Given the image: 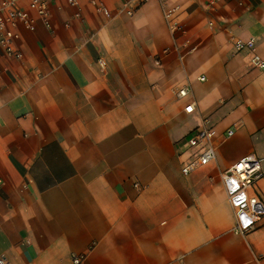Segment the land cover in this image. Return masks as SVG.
<instances>
[{"label":"crops","instance_id":"1","mask_svg":"<svg viewBox=\"0 0 264 264\" xmlns=\"http://www.w3.org/2000/svg\"><path fill=\"white\" fill-rule=\"evenodd\" d=\"M101 1L110 18L54 0L50 29L37 17L9 29L23 58L0 56V258L264 264V229L231 231L221 176L245 155L264 173V69L232 45L253 38L264 59V0H169L175 31L158 0L131 16ZM203 122L216 158L184 175L180 151ZM254 192L264 200V174Z\"/></svg>","mask_w":264,"mask_h":264},{"label":"built area","instance_id":"2","mask_svg":"<svg viewBox=\"0 0 264 264\" xmlns=\"http://www.w3.org/2000/svg\"><path fill=\"white\" fill-rule=\"evenodd\" d=\"M23 0H0V56L14 60H22L23 55L14 42L19 38L18 32L9 34V29L23 27L27 30H34L36 17L46 29L51 28L49 19V5L54 0H25L26 5L22 6ZM66 3L75 9L73 16L80 18L79 0H65ZM148 0H123L124 12L131 16L133 9L131 3L142 5ZM162 9L164 19L172 30H179L177 23L170 22V16L178 7L169 6V0H158ZM231 0H208L206 5L213 8L217 4ZM241 4L240 0H237ZM95 12L105 18L111 17L110 9L101 0H89ZM213 22H209L212 26ZM232 45L236 51L246 50L249 54L248 63L250 66L264 69V59L256 52L253 38H233ZM0 57V58H1ZM101 66L105 62L99 59ZM6 70L0 64V73ZM203 80V77L199 78ZM189 87L178 89L177 96L183 98L189 93ZM195 101H191L184 107V112L192 113ZM233 131L228 130L226 135L231 136ZM215 130L207 126L205 122L197 126L187 137L180 155L183 156L181 172L189 174L197 167L206 165L216 158V151L213 144ZM261 159L253 155H245L233 163L228 169L222 172V183L225 189L227 201L232 208L234 224L231 231L237 235H246L256 229H264V200L254 192V184L262 177ZM1 184V180H0ZM80 256H73V264H81ZM0 264H8L4 258H0Z\"/></svg>","mask_w":264,"mask_h":264}]
</instances>
